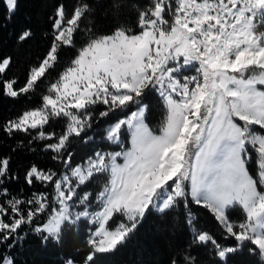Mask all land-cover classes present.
Segmentation results:
<instances>
[{
	"label": "snow or ice",
	"instance_id": "6c2138e0",
	"mask_svg": "<svg viewBox=\"0 0 264 264\" xmlns=\"http://www.w3.org/2000/svg\"><path fill=\"white\" fill-rule=\"evenodd\" d=\"M23 2L4 0L0 30H7L15 22ZM150 2L155 7L158 0ZM172 5V0H166L165 10ZM179 6L176 0L175 7ZM149 16L156 18L151 12ZM49 19L53 20L50 28L55 31L54 18ZM26 24L29 27L25 32L15 35L17 43H24L31 35V25ZM145 27L138 22L141 31ZM155 42V55L150 48L134 50L105 65L104 77L93 71L80 77V84L70 82L69 87L86 92L94 101L85 105L81 100L76 107L87 112L102 106L101 112L83 117L71 135H64L67 123L64 133L59 135L56 129L47 134H29V129L36 131L41 125L39 107L55 103L47 95L40 97L34 113L23 111L0 124L9 139L14 133H23L30 136V144L46 142L41 151L53 153L51 159L61 166L54 170L31 163L23 176L29 188L34 183L51 185L53 196L49 204L47 193L25 195L23 188L14 190L21 179L13 167L14 157L0 153V264H22L19 253L30 235L38 237L42 248L46 249L51 242L52 246L64 249L60 246L63 225L57 228L51 211L57 203L55 190L63 185L76 188L77 194L72 197L76 204L72 206L80 207V219L88 220L89 213L108 214V243L94 247L88 241L91 250L87 264H98L100 257L113 254L141 230L146 233L148 245L154 243L153 232L167 230L170 238L180 234L178 242L168 245L161 264H264V47L255 51L245 48L233 56L232 44L238 48L242 42L211 34L201 48V42L178 31L166 40L157 36ZM173 42L182 44L178 51L188 59L166 55ZM193 60L200 61L196 74L182 75ZM10 63V57L0 56V66ZM7 70L0 67V75ZM52 88H56L55 83ZM0 93L12 101L28 96V90H21L16 80L0 81ZM154 96L162 98L167 108L159 134L148 123ZM114 113H120L121 118L109 122ZM93 116L98 117L94 123ZM62 118L68 120L67 115ZM101 121L105 123L101 141L120 149L108 151L97 147L77 162L72 138L85 145L94 143L96 137L89 133ZM125 132L129 135L128 147L123 146ZM23 146L19 141L11 152ZM253 152L255 172L250 168ZM120 158L123 163H118ZM89 167L93 169L91 173L82 174ZM109 170L112 180L106 189L96 193L82 191L93 176ZM64 194L68 195L67 188ZM89 203L96 207H88ZM86 207L88 211L84 210ZM236 207L244 213L239 220L231 215ZM199 209L208 214L214 228L198 226L194 210ZM116 216L123 220L113 229L110 222ZM154 219L158 223L150 225ZM61 264H76V259L65 252Z\"/></svg>",
	"mask_w": 264,
	"mask_h": 264
},
{
	"label": "trees",
	"instance_id": "16d2710c",
	"mask_svg": "<svg viewBox=\"0 0 264 264\" xmlns=\"http://www.w3.org/2000/svg\"><path fill=\"white\" fill-rule=\"evenodd\" d=\"M61 8L64 18L67 20H71L78 9H82L72 33L71 43L68 45L60 43L56 47L51 65L45 69L32 87L28 88L32 72L43 64L55 46L56 39L53 40L51 37H56L57 31L56 28L55 31L50 28L53 20H50L49 17H53L55 24H57V13ZM153 8L150 0H24L20 15L14 18L15 22L10 24L7 30H0V56L11 58V63L6 64L4 67L8 70L0 75V81L11 83L12 80H16L21 90H28V96L21 97L19 101H12L4 98L0 93V124L18 117L23 111L35 110L36 106H39L40 97L49 95L52 84L56 83L72 67L80 52L91 41L102 36L111 35L118 30H124L128 33L140 32L138 22L142 24L143 19H151L149 13H152ZM4 11V0H0V20H3ZM141 13H143V16L140 15ZM255 21L254 32L258 35L261 34L260 42L264 45V15L256 18ZM26 23L31 25V35L24 43H17L15 35L25 32V29L29 27ZM46 34L48 35L46 36ZM37 81L39 82L37 83ZM101 110L102 106L94 109L89 108L87 112L83 111V115L86 117L93 112L99 113ZM57 117L61 118L57 119ZM62 117H51L46 123L48 127H38L36 131L29 129V134L36 136L41 131L47 134L52 129L57 130V135L64 133L63 127L65 123L68 124V120L65 121ZM120 117V113H114L109 122ZM166 117L167 109L163 99L154 96L152 111L148 120L150 127L159 133L160 126ZM96 119L98 117L93 116V123ZM104 127L105 123L101 121L98 126H95V131L89 133V135H95L96 141L94 143L85 145L75 141V137L72 138L77 162L84 160L97 147H103L108 151L120 149L118 145H110L101 141ZM123 137V146L128 147V133L125 132ZM29 140L30 136L23 133H14V137L9 139L0 128V153H11L13 155L14 170L21 177L14 190L18 191L23 188L25 195L33 192L47 193L49 198L52 199L53 190L51 185L42 186L39 183H34L33 187L29 188L23 182L24 173L31 163H36L45 169L60 170L61 168L59 164L51 159L53 153L41 151L43 144L46 142L34 141L30 144ZM19 141L23 142V148L18 147L17 151L12 153L11 149L16 147ZM29 148H35L36 151H29ZM250 167H252L251 164ZM110 176L109 171L93 176L91 182L86 184L82 191L85 193L101 191L109 185ZM88 205L96 207L91 203ZM194 211L199 218L197 221L199 227L214 228L213 221L203 209ZM231 215L233 219L239 220L244 213L239 207H236L232 210ZM122 220V216H116L115 220L110 222V226L115 229ZM149 223L150 225L156 224L158 220H150ZM95 228L96 225L91 224L89 219H78L75 222L64 223L60 234V246H65L63 250L52 246L51 242H49L46 249L42 248L38 237L30 235L23 249L20 250L19 259L22 264H61L64 253L70 252L75 257L76 264H87L86 257L91 250L88 243V241H91V236L88 233ZM153 236L155 237L154 243L148 245L145 243L146 233L141 230L136 238L119 247L113 254L100 257L98 264H161L165 258L168 245L178 242L180 234L177 233L176 237L170 238L167 230H162L153 232Z\"/></svg>",
	"mask_w": 264,
	"mask_h": 264
},
{
	"label": "rangeland",
	"instance_id": "374dc122",
	"mask_svg": "<svg viewBox=\"0 0 264 264\" xmlns=\"http://www.w3.org/2000/svg\"><path fill=\"white\" fill-rule=\"evenodd\" d=\"M176 0H172L173 5L171 8L166 9V0H158L156 6L153 8L152 13L155 14V19H143L142 24L146 25L143 31L138 33H128L124 30H118L111 35L102 36L90 42L75 59L72 67H70L61 78L55 83L56 88L50 90V99L55 100L54 104H45L39 108L41 113V125L45 126L51 117L68 116V131L65 136L71 135L72 131L76 128L77 123L81 121L83 109L76 107L81 100L85 101V105L94 102L91 101L86 92L74 90L69 87L70 82L80 84V77L91 75L93 71L99 73L104 77L102 70L105 65L115 63L117 60L126 57L134 50L141 48H150L153 55L156 54V38L159 36L161 40H166L173 37L176 32L188 35L190 39H195L201 42V48L204 47L206 38L211 34L222 35L225 39L242 42L239 47L232 44V55L242 51L245 48L251 47L252 50H258L264 47L261 44V34L254 32L256 26L255 19L264 15V0H179V8L175 7ZM82 9L76 11L75 16L71 20L64 18L62 8L58 10L56 21V43L51 53L43 64L35 69L28 83V88L32 87L35 81L44 73L45 69L51 65L54 59V52L56 47L61 43L68 45L71 43L72 33L75 29L77 19ZM199 22V27L197 26ZM187 25V28L183 26ZM189 29H196L195 32H189ZM166 45H162L164 47ZM182 47L180 42H173L169 47L166 55L173 59L185 60L178 50ZM193 65L186 66L182 75H194L196 67L200 63L199 60L191 61ZM6 64L1 67L4 68ZM96 99H100L98 95ZM167 109V108H166ZM36 110V109H35ZM35 110L28 111L30 114ZM76 119L73 120L72 118ZM121 118V117H120ZM86 124V119H83ZM27 126V125H25ZM159 134V133H157ZM124 141V137H122ZM118 151V150H115ZM253 159L250 167L253 172L256 170V153H252ZM118 163H123V159H118ZM93 169L91 167L82 170V174L89 175ZM100 171L99 169H95ZM110 172V170H109ZM111 175V172H110ZM51 179V177H47ZM112 177L110 176L111 183ZM72 182L69 181V184ZM109 186V185H108ZM106 186L104 189H106ZM68 189V195L64 194V189ZM77 194L75 187L69 188V185H63L62 188L55 190L54 195L57 197V203L52 205L51 211L53 212V219L57 223V228L64 225L65 221L75 222L79 218L81 211L76 201L72 197ZM69 201H72L70 204ZM84 201H81L83 203ZM48 203H52V199L48 198ZM47 206V205H43ZM88 207H90L88 205ZM88 207L84 210L88 211ZM107 207V206H106ZM89 221L91 224L97 225L92 230L93 235L91 241L94 247H102L108 243L106 233L109 229L106 227L108 214L97 216L89 213Z\"/></svg>",
	"mask_w": 264,
	"mask_h": 264
}]
</instances>
